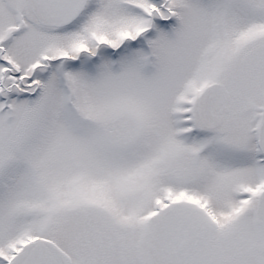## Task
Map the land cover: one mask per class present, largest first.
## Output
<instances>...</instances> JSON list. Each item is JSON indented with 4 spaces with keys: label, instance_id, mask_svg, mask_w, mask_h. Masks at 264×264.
I'll list each match as a JSON object with an SVG mask.
<instances>
[{
    "label": "snow or ice",
    "instance_id": "1",
    "mask_svg": "<svg viewBox=\"0 0 264 264\" xmlns=\"http://www.w3.org/2000/svg\"><path fill=\"white\" fill-rule=\"evenodd\" d=\"M0 264H264V0H0Z\"/></svg>",
    "mask_w": 264,
    "mask_h": 264
}]
</instances>
